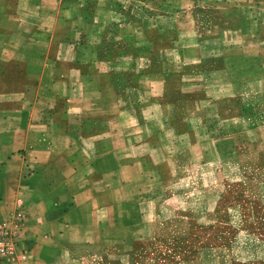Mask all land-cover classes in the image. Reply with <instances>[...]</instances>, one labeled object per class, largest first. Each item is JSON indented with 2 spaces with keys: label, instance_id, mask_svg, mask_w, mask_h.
<instances>
[{
  "label": "crops",
  "instance_id": "0c3cea01",
  "mask_svg": "<svg viewBox=\"0 0 264 264\" xmlns=\"http://www.w3.org/2000/svg\"><path fill=\"white\" fill-rule=\"evenodd\" d=\"M18 206L14 264L264 235V0H0V222Z\"/></svg>",
  "mask_w": 264,
  "mask_h": 264
},
{
  "label": "rangeland",
  "instance_id": "374dc122",
  "mask_svg": "<svg viewBox=\"0 0 264 264\" xmlns=\"http://www.w3.org/2000/svg\"><path fill=\"white\" fill-rule=\"evenodd\" d=\"M256 227L264 232V225ZM127 264H264V235L254 236L230 224L169 231L138 245Z\"/></svg>",
  "mask_w": 264,
  "mask_h": 264
},
{
  "label": "built area",
  "instance_id": "2783aa9c",
  "mask_svg": "<svg viewBox=\"0 0 264 264\" xmlns=\"http://www.w3.org/2000/svg\"><path fill=\"white\" fill-rule=\"evenodd\" d=\"M25 212L21 206L0 222V264H14L25 258Z\"/></svg>",
  "mask_w": 264,
  "mask_h": 264
}]
</instances>
